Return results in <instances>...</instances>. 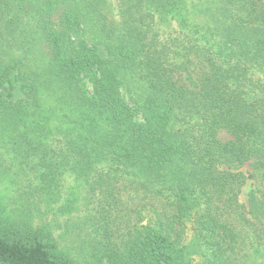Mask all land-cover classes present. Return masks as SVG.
Listing matches in <instances>:
<instances>
[{
  "label": "trees",
  "instance_id": "trees-1",
  "mask_svg": "<svg viewBox=\"0 0 264 264\" xmlns=\"http://www.w3.org/2000/svg\"><path fill=\"white\" fill-rule=\"evenodd\" d=\"M102 1L0 0V148L30 195L83 180L84 264H190L186 230L225 264L255 231L247 178L264 208V0H203L192 23L185 0H117L118 24ZM168 18L178 28L161 37ZM0 264L80 263L0 202Z\"/></svg>",
  "mask_w": 264,
  "mask_h": 264
},
{
  "label": "rangeland",
  "instance_id": "rangeland-1",
  "mask_svg": "<svg viewBox=\"0 0 264 264\" xmlns=\"http://www.w3.org/2000/svg\"><path fill=\"white\" fill-rule=\"evenodd\" d=\"M203 0H185L183 11L188 16V22L194 19L201 20L202 17L197 10L204 5ZM107 20L118 24L121 20L117 0H103L100 5ZM195 7V8H194ZM195 13L198 16L194 15ZM170 20V21H169ZM177 22L169 19L160 24L159 33L161 37L177 29ZM85 33L91 31L90 23L85 25ZM222 138H228L226 133L221 132ZM9 155L0 148V202L12 217L22 216L30 224L36 226L40 223L46 224L53 230V235L61 250L80 264H84L89 258L90 242L92 238L91 215L94 212L93 205L85 202V184L82 179L72 175L63 177L62 189L55 200L47 196L30 195L26 179L16 174V167L10 164ZM244 174L252 171V165L248 162L239 167ZM258 178H247L242 186L238 197L240 204L244 205L245 214L253 223L255 231L249 232L251 243L247 246L237 244L234 251L229 254L228 262L225 264H264V248L259 245V238L263 228L264 208L261 206V192ZM253 194L256 198L252 202ZM28 196L30 203H26ZM122 205L128 208L144 207V199L141 193L125 191L121 193ZM253 203V206L251 205ZM253 208V213L250 210ZM133 216V214H131ZM144 222V221H143ZM240 226H238L239 228ZM244 227V226H243ZM242 227V228H243ZM254 240V242H253ZM192 232L184 233V243L188 246L190 264H206L205 249L196 242Z\"/></svg>",
  "mask_w": 264,
  "mask_h": 264
}]
</instances>
